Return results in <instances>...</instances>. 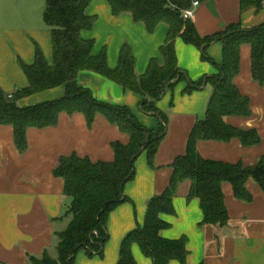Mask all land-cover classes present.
I'll return each instance as SVG.
<instances>
[{"label": "crops", "instance_id": "obj_1", "mask_svg": "<svg viewBox=\"0 0 264 264\" xmlns=\"http://www.w3.org/2000/svg\"><path fill=\"white\" fill-rule=\"evenodd\" d=\"M86 15L95 17L91 30H83L84 40L94 41L92 55L105 54L110 70H117L121 51L129 46L134 57V72L144 76L152 61L162 66L161 49L165 45L169 26L161 23L150 33L143 23H136L131 13L114 15L108 0H89ZM197 1V0H195ZM192 20L201 37L213 36L230 25L240 24L244 29L264 25V10L241 9L240 0L198 1ZM45 0H0V91L12 95L29 86L22 66L35 63L40 51L49 66L54 64L52 33L44 22ZM178 67L192 82L217 75L223 63V44H212L208 56L176 40ZM240 72L235 86L250 101L252 116L224 118L227 125L243 130H256L261 144L244 147L233 139L230 142L199 141L197 150L205 159L245 168L264 161V85L252 75V47L243 45L240 51ZM79 87L88 89L93 98L105 104L123 106L131 110L144 128L158 131L160 120L141 111L140 105L148 97L123 87L109 78L92 71H81L77 76ZM187 82L182 81L168 89L156 104L168 117L167 135L149 164L147 152L135 161V177L124 188L129 199L119 205L108 218L109 239L102 257L77 254L75 264H117L124 238L145 224L149 202L167 189L174 161L186 154L188 138L195 125L205 119L213 92L210 83L200 90L187 93ZM66 86L45 90L17 100L20 108H30L64 98ZM27 148L21 152L16 143L14 128L0 125V264H33L30 258L40 259L48 254L58 258L57 235L66 230V217L71 200L65 195V181L54 171L62 158L77 155L92 163L115 161L114 143L128 145L130 137L117 125L97 114L90 125L82 113L59 115L56 126L29 128ZM191 183L178 188L173 200L175 215H162L170 227L160 234L169 240L188 239L190 255L187 264H264V191L254 180L246 184L252 195L251 203L235 197L230 183L222 185L229 224L224 227H201L204 214L200 200H188ZM137 264H152L139 245L132 247ZM170 264H180L172 261Z\"/></svg>", "mask_w": 264, "mask_h": 264}, {"label": "trees", "instance_id": "obj_2", "mask_svg": "<svg viewBox=\"0 0 264 264\" xmlns=\"http://www.w3.org/2000/svg\"><path fill=\"white\" fill-rule=\"evenodd\" d=\"M206 1V0H197ZM241 9L264 10V0H240ZM114 15L131 13L136 23L146 25L153 33L161 23L169 26L165 45L161 49L164 64L151 62L147 73L137 77L134 72V57L129 46L120 55L117 70L109 69L105 54L92 55L94 41L81 37L83 30H91L95 17L86 15L89 0H45L44 22L52 33L54 64L49 66L40 51L35 63L23 65L22 69L29 86L12 94V98L0 91V125L14 128L15 143L23 152L27 148L26 132L29 128L56 126L60 113H82L91 125L97 114L103 115L110 123L130 137L128 145L113 144L115 161L92 163L77 155L64 157L54 171L56 177L65 181V195L71 200L66 217L70 219L65 231L59 233L58 258L48 254L40 259L30 258L33 264H75L76 256L84 251L87 256L100 257L109 239L108 218L119 205L128 202L124 194L125 185L135 177V161L147 152L149 164L154 159L161 142L167 135L168 117L156 104L168 89L185 81L187 93L200 90L205 83L213 87L205 119L198 122L190 133L187 151L171 165L172 177L163 194L153 198L147 207L145 224L130 232L122 241L117 264H137L132 247L137 244L152 264H170L177 261L187 264L190 255L188 239L169 240L161 232L170 225L161 219L162 215H175L173 200L178 188L185 182L191 183L188 200L199 199L204 220L201 227L212 225L221 228L229 224V214L222 191L224 183H230L235 197L251 203L252 195L246 184L254 180L264 191V161L245 168L242 164L232 165L205 160L197 150L199 141L230 142L239 140L244 147L261 144L256 130L243 131L227 125L225 117L252 116L250 101L234 84L240 72V51L243 45L252 47V75L261 86L264 85V25L244 29L240 24L230 25L225 31L213 36L201 37L192 21L183 19V12L192 7L193 0H108ZM201 51L205 62H212L208 48L223 44V63L218 74L200 82H192L178 67L176 40ZM81 71H92L121 85L126 91H133L148 97L140 109L143 113L160 120L158 131L141 126L130 109L96 101L88 89L79 87L77 76ZM66 86L64 98L30 108H20L17 100L21 97Z\"/></svg>", "mask_w": 264, "mask_h": 264}, {"label": "built area", "instance_id": "obj_3", "mask_svg": "<svg viewBox=\"0 0 264 264\" xmlns=\"http://www.w3.org/2000/svg\"><path fill=\"white\" fill-rule=\"evenodd\" d=\"M199 6V2L198 1H195L193 0V3H192V7L188 10H185L183 12V19L184 20H189V21H192L193 18H194V11L195 9ZM9 98H12V95H9L8 96Z\"/></svg>", "mask_w": 264, "mask_h": 264}]
</instances>
